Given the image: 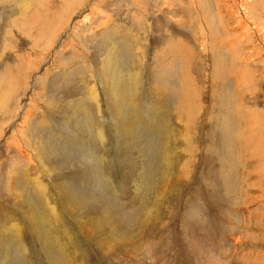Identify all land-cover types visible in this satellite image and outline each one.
<instances>
[{"label": "rangeland", "instance_id": "374dc122", "mask_svg": "<svg viewBox=\"0 0 264 264\" xmlns=\"http://www.w3.org/2000/svg\"><path fill=\"white\" fill-rule=\"evenodd\" d=\"M196 1L53 0L49 13L28 4L7 35L19 0H0V264H264V133L243 122L253 109L264 119V0H254L257 34L243 48L261 57L251 55L254 76L241 86L233 45L216 59L199 34V19L221 6L228 20L234 0H208L210 13ZM22 127L19 154L7 142ZM39 183L52 212L31 190ZM14 222L23 248L5 228Z\"/></svg>", "mask_w": 264, "mask_h": 264}, {"label": "bare ground", "instance_id": "6f19581e", "mask_svg": "<svg viewBox=\"0 0 264 264\" xmlns=\"http://www.w3.org/2000/svg\"><path fill=\"white\" fill-rule=\"evenodd\" d=\"M6 1V0H5ZM8 1V3L10 2V0H7ZM13 1V0H12ZM52 1L53 0H32V2H27L26 0H19V2L17 3L18 5H16V8L18 9V16H17V14H14V16H11L12 18V20H10L9 21V27H10V29L8 30V28L6 29V32L5 33H7V35H10V34H12V32L14 31V28L15 27H19L18 25H19V19H20V17L22 18V19H24V20H27V18H26V16H25V14H26V11L28 10V4H30V5H32V4H37L38 3V5H40V7H41V9L43 8V10L45 11V13H49L50 11H51V3H52ZM196 6H198V4H197V1L196 0H191ZM218 1V5H219V2L221 1V0H217ZM15 2V1H14ZM65 2V1H64ZM76 2V1H75ZM201 1H199V3H200ZM236 2V3H235ZM7 3V2H6ZM12 3V2H11ZM83 3V2H82ZM170 3V2H169ZM208 3H209V1L208 0H206V4H204V3H202V6H208ZM5 4V3H4ZM54 4V3H53ZM52 4V5H53ZM79 5L81 4V3H78ZM210 4V3H209ZM216 4V1L213 3V5H215ZM225 4V3H224ZM234 4H236L237 5V8H238V10L236 11V10H234V8H233V5ZM234 4L233 5H231V6H227V11H229V12H231V11H235V12H233V13H231V16L229 17V19L228 20H224L223 19V17H221V11H220V9L222 8L221 6H219L220 7V9L219 8H216L215 9V11L213 12V13H215L216 14V16H217V18L216 17H214V18H216V21H214V23H213V21L211 20L212 18H211V14H208L209 16H210V18H208V17H204L205 19L207 18V20L208 21H205L203 18L202 19H199V34H200V36H201V41H202V43H203V49H204V51L205 52H209L208 51V47H212L211 48V51H210V53L212 54V56H214V58H216V59H218L219 57H218V54H219V52H221V51H226V49H230L229 47H228V43L231 45H233L232 47V49H233V53H231V55H232V59L234 60L233 61V65L231 64V66H234L235 67V69H236V72L239 74V76L237 77V76H235V78L234 79H236V83H237V85L238 86H241L240 85V83H242L243 81H244V79L248 76L249 77V75L251 76V77H253L254 75H253V72L251 71V69H250V64H252V61H251V55L253 56L252 58H256L258 55H260L261 53H260V49H261V47H262V49L264 50V44H261V46H260V49H259V47H258V54H256V55H254L253 54V50L251 49V51H249L248 53H247V51L245 50V49H243L244 47H245V45H246V43L248 42V41H250V36L252 35V33L253 32H255L256 34H257V29L256 28H254L253 26L254 25H252V23L249 21V19L252 17V15H250V13H254V11L256 12V10L255 9H257V6L255 5V2H254V0H234ZM9 6H10V4H8ZM12 5V4H11ZM72 5H73V3H72ZM221 5V4H220ZM3 7H4V5H2ZM65 6H67V4H65ZM74 6H76V4L74 5ZM73 6V7H74ZM31 7H33V6H31ZM30 7V8H31ZM67 7H69V6H67ZM67 7H65V8H67ZM78 7V6H77ZM225 7V6H224ZM262 7V6H261ZM30 8H29V10H30ZM71 8V7H70ZM76 8V7H75ZM78 8H80V7H78ZM207 8V7H206ZM224 9H226V8H224ZM223 9V10H224ZM43 10L42 11H40V10H34V12H36V13H38L39 11L41 12V13H39V15H41V14H43ZM53 10V9H52ZM67 10V9H66ZM69 10V9H68ZM209 9L207 8V11H208ZM69 12V11H68ZM67 12V13H68ZM73 12V11H72ZM75 12V11H74ZM209 13H210V11H208ZM70 13V12H69ZM223 14V13H222ZM35 15V14H34ZM38 15V17L40 18V16ZM53 14L51 13V16H52ZM70 15V14H69ZM206 15V14H205ZM50 16V17H51ZM71 16V15H70ZM212 16H214V15H212ZM19 19H18V18ZM48 17H49V15H48ZM231 17H233V19L235 20V22H236V24H234L233 25V27L231 26V24H229V23H231L230 21H231ZM10 18V17H9ZM17 18V19H16ZM213 18V19H214ZM259 18V17H258ZM1 19V18H0ZM38 19V18H37ZM40 19H43V16H42V18H40ZM40 19H38L37 21H39ZM49 19V18H48ZM47 19V20H48ZM51 19H52V17H51ZM50 19V22L52 21ZM2 20V19H1ZM16 20H18L17 21V23L15 22ZM34 20V19H33ZM32 20V21H33ZM36 20V19H35ZM23 21V20H22ZM43 21V20H42ZM44 21H45V23H46V20H45V18H44ZM1 22H3V21H1ZM8 22V21H7ZM28 22H30V20L28 21ZM34 22H36V21H34ZM40 22H41V20H40ZM39 22V23H40ZM66 22H68V20L66 21ZM253 22V21H252ZM32 23V22H31ZM31 23H27V22H25V24H30L31 25ZM38 23V22H37ZM36 23V24H37ZM38 23V24H39ZM42 23V22H41ZM44 23V24H45ZM21 24L23 25V22H21ZM25 24L23 25L24 26V29L26 28L25 27ZM33 24H35V23H33ZM32 24V25H33ZM43 24V25H44ZM63 24H64V21H63ZM66 24V23H65ZM69 24V23H68ZM21 25V26H22ZM31 25V26H32ZM252 25V26H251ZM20 26V27H21ZM29 26V25H28ZM28 26H27V28H28ZM59 26V25H58ZM33 27H35L34 25H33ZM39 27V26H38ZM44 27V26H43ZM52 27H54L53 25H52ZM2 28V27H1ZM21 28H23V27H21ZM20 28V29H21ZM37 28V27H36ZM36 28H34V29H36ZM40 28H41V25H40ZM57 28V27H56ZM61 28V27H60ZM63 28V27H62ZM64 28H66V27H64ZM19 29V30H20ZM30 29H32V27H29L28 28V30H30ZM47 29H49V28H47ZM46 29V30H47ZM2 30V29H1ZM39 30V29H38ZM43 30V29H42ZM21 31L23 32V30L21 29ZM49 31V30H48ZM59 31V30H58ZM22 32H20V33H22ZM30 32V31H29ZM34 32V31H33ZM32 32V33H33ZM35 32H37V31H35ZM45 32H47V31H45ZM45 32H43V33H45ZM50 32H51V30H50ZM57 32V31H56ZM24 33V32H23ZM22 33V34H23ZM53 33V32H52ZM262 33V32H261ZM25 34H26V32H25ZM27 34H29V33H27ZM37 34H38V32H37ZM36 34V36H38ZM42 34V33H41ZM56 34V33H55ZM24 35V34H23ZM31 35H33V34H31ZM35 35V34H34ZM43 35V34H42ZM223 35H225V38H223ZM30 36V35H29ZM52 36H53V34H52ZM32 37V36H31ZM41 37V36H40ZM43 37V36H42ZM45 37V36H44ZM43 37V38H44ZM258 37V36H257ZM28 38V37H27ZM33 38H34V36H33ZM37 38V37H36ZM252 38V37H251ZM39 40H41V38H38ZM55 39V38H54ZM53 39V40H54ZM39 40H37V41H39ZM44 40V39H43ZM46 41V44H47V39L45 40ZM254 41V40H253ZM30 42H31V40H30ZM42 42V41H41ZM49 43V42H48ZM258 43V42H257ZM9 44V43H8ZM260 44V43H259ZM41 45V44H40ZM255 44H253L252 46H254ZM36 46V45H35ZM48 46H50L49 44H48ZM257 46H258V44H257ZM256 47V45L254 46V48ZM215 48H219L220 50H216L215 51ZM222 48H226V49H222ZM252 48V47H251ZM13 49V48H12ZM9 50H11V49H9ZM8 50V51H9ZM255 50V49H254ZM257 50V49H256ZM4 51H7V50H5V48H4ZM45 51V50H44ZM245 52H246V54H249V55H246L245 54ZM264 53V52H263ZM5 54V53H4ZM4 54H1V55H4ZM16 54V53H15ZM209 54V53H208ZM17 55V54H16ZM220 55V54H219ZM226 55H223V58L225 57ZM260 57H261V55H260ZM216 59H214V60H216ZM231 59V60H232ZM264 59V58H263ZM2 61V60H1ZM231 63V62H230ZM254 64H255V62H254ZM264 65V64H263ZM31 67V66H30ZM17 68V67H16ZM216 68V66L213 68V70ZM252 68V67H251ZM20 71V70H19ZM136 72V71H135ZM93 73V72H92ZM137 73V72H136ZM256 73V72H255ZM2 73H0V75H1ZM108 74V73H107ZM107 74H105V75H107ZM135 74V73H134ZM92 75V74H91ZM136 75V74H135ZM247 75V76H246ZM108 76V75H107ZM132 76V75H131ZM134 76V75H133ZM256 76V75H255ZM92 77L93 78H97L99 81H100V85H102L103 84V82H102V80H101V78H102V74L100 73V72H98L96 75L94 74V75H92ZM105 78V77H104ZM135 78V77H134ZM250 78V77H249ZM106 79H107V77H106ZM248 79V78H247ZM251 79H253V78H251ZM256 79V78H255ZM135 80V79H134ZM134 80L132 81V82H134ZM183 80V79H182ZM257 80V79H256ZM241 81V82H240ZM105 82V81H104ZM248 82H249V80H248ZM248 82L246 83L247 85H248ZM250 82H251V80H250ZM256 82V81H255ZM254 83V82H253ZM14 84V83H13ZM252 84V83H251ZM104 85V84H103ZM251 86H253V85H251ZM10 87V86H9ZM100 87V86H99ZM109 87V86H108ZM135 87V86H134ZM249 87V86H248ZM14 88V87H13ZM240 88V87H239ZM250 88V87H249ZM257 88V87H256ZM254 89V88H253ZM9 90V89H8ZM251 90H252V88H251ZM255 90V89H254ZM111 91H113V90H111ZM110 91V92H111ZM116 91V90H115ZM119 91V90H118ZM256 91H257V89H256ZM114 92V91H113ZM235 92V91H234ZM88 93H89V95H90V98H91V101H90V103H92V105H93V109H94V111H96L97 112V114H98V117H99V120L102 122V123H104L106 120H108L107 119V117L109 116L108 114H105L104 113V108L103 107H100V105H99V102H98V99H99V97H101V94L99 93V91L97 90V87H96V85L94 84V82L92 83V85H90V87H89V91H88ZM111 94H113V93H111ZM114 94H115V92H114ZM117 95H118V93L116 94V97H117ZM254 95V94H253ZM119 97V96H118ZM103 98V97H102ZM113 99H115L116 100V98H114L113 97ZM117 101V100H116ZM115 102V101H114ZM119 102H120V100H119ZM116 103L117 102H115V105L112 107V110H114L115 109V106H118V105H116ZM123 103H124V101H123ZM122 104V103H121ZM7 105V104H6ZM183 105V104H182ZM120 107V106H119ZM118 107V108H119ZM238 108H240L239 106H238ZM89 110H90V108H88ZM117 109V108H116ZM192 109V108H191ZM243 109V107L241 108V110ZM48 111H49V109H47ZM51 110V109H50ZM119 110V109H118ZM13 111V110H12ZM91 111V110H90ZM240 111V110H239ZM238 111V112H239ZM23 112V111H22ZM117 112H119V111H117ZM121 112V111H120ZM236 112H237V110H236ZM31 113H34V110H33V108H30V111H28L27 113L25 112L24 113V121H23V125H27L28 124V120L27 119H29L30 118V114ZM116 113V112H115ZM258 111H255L254 109H253V112L251 111V110H249V121H243L244 122V124L245 123H248V125L250 126V128L253 130V131H257V132H261V133H264V130H263V128H264V124L263 123H260L259 122V124H258V120H257V118H258V116L260 117V119H263L262 118V114H260V113H258ZM117 114V113H116ZM33 115V114H32ZM119 115H120V113H119ZM65 116V115H64ZM122 116H123V114H122ZM65 118H66V116H65ZM113 119L110 121V122H112V123H114L115 122V118L114 117H112ZM121 118V117H120ZM119 118V119H120ZM124 118V117H123ZM22 119V118H21ZM46 119V118H45ZM48 119V118H47ZM68 119V118H67ZM119 119H118V122H119V124L121 123V121H119ZM27 120V121H26ZM44 120V119H43ZM69 120V119H68ZM114 120V121H113ZM122 120V119H121ZM240 120H242V119H240ZM246 120H248V119H246ZM257 120V121H256ZM264 120V119H263ZM64 121H66V119L64 120ZM70 121V120H69ZM123 122V121H122ZM39 123H40V121H39ZM39 123H38V125H39ZM45 123V122H44ZM68 123V122H67ZM110 124V126L111 125H113V124ZM128 123H129V121H128ZM240 123V122H239ZM20 124V123H19ZM41 124V123H40ZM124 125H125V123H124ZM129 125V124H128ZM153 125V124H152ZM44 126V125H43ZM90 126H91V128H92V131L94 132V133H97V136H100V140L102 139V138H105L104 137V135H103V128L104 127H100L99 125H97V124H95V123H93V121H91L90 122ZM96 126H98L101 130L99 131V130H97V128H96ZM125 126H127V125H125ZM42 127V126H41ZM123 127V126H122ZM29 128V127H28ZM75 128V127H74ZM238 128H240V126L238 127ZM247 128H248V126H247ZM37 129V128H36ZM121 129V128H120ZM186 129V128H185ZM245 129V128H244ZM251 129L249 130V132H252L251 131ZM27 130V129H26ZM26 130L24 129V127H22L19 131H16V133H14L13 134V140H12V142H7V143H11L16 149H17V151H18V153L20 154L22 151H23V148L26 146V144H25V142L28 140V136H27V134L25 133L26 132ZM38 130V129H37ZM121 130H125L124 128L123 129H121ZM126 131V130H125ZM240 131V130H239ZM248 131V130H247ZM28 132V131H27ZM39 132V131H38ZM128 132V131H127ZM123 133V132H122ZM240 133V132H239ZM243 133V132H242ZM32 134H34V133H32ZM127 134V133H126ZM247 134H248V132H247ZM254 134V133H253ZM35 135V134H34ZM37 135V134H36ZM35 135V136H36ZM129 135H131V133L129 134ZM263 135V134H262ZM34 136V137H35ZM126 136H128V135H126ZM252 136V135H251ZM38 137H39V135H38ZM241 136H238V138H240ZM246 137H248V136H246ZM253 137V136H252ZM263 137V136H262ZM11 138V137H10ZM249 138V137H248ZM256 138V137H255ZM33 139H35V138H33ZM38 139V138H37ZM36 139V140H37ZM42 139V138H41ZM44 139V138H43ZM130 139V138H129ZM35 140V142H37V141H39V140H37L36 141ZM45 140V139H44ZM249 140H251V138H249ZM33 141V140H32ZM41 142H43L42 140H41ZM40 142V143H41ZM246 142V141H245ZM39 143V142H38ZM42 145H43V143H41ZM45 145V144H44ZM44 145H43V147H41L40 146V144H39V147H41L40 148V151H41V149H43L44 148ZM129 145V144H128ZM261 145V144H260ZM243 146V145H242ZM249 146V145H248ZM34 147V146H33ZM36 147H38V145L36 146ZM255 147V146H254ZM260 147V146H259ZM262 147H263V145H262ZM7 148H8V150L10 149L8 146H7ZM255 148H257V147H255ZM32 151V150H31ZM43 151V150H42ZM245 151V150H244ZM249 151V150H248ZM44 152V151H43ZM34 153V152H33ZM256 153V152H255ZM11 155V154H10ZM9 155V156H10ZM33 155V154H32ZM15 156H16V154H15ZM38 156V155H37ZM14 157V156H13ZM18 157V156H17ZM46 157H47V154H46ZM245 157V156H244ZM30 158V157H29ZM47 158H49V157H47ZM30 159H32V158H30ZM49 160V159H48ZM47 160V161H48ZM99 159H97V161H98ZM165 160V159H164ZM167 160H169V159H167ZM172 161V160H171ZM167 162V161H166ZM173 162H174V160H173ZM25 163H27L26 162V160H25ZM33 163V162H32ZM169 162H167V164H168ZM43 164V163H42ZM167 164H166V166H167ZM252 164V163H251ZM27 165H28V163H27ZM51 165V166H50ZM49 165V167L50 168H52V167H54L55 168V166L53 165V164H50ZM169 165V164H168ZM171 165V164H170ZM254 165V164H253ZM165 166V165H164ZM26 167V166H25ZM41 167V166H40ZM103 167V166H102ZM170 167V166H169ZM246 167V166H245ZM45 168V167H44ZM230 168V167H229ZM103 169H104V167H103ZM171 169V168H170ZM228 169V168H227ZM15 170V169H14ZM49 170V169H48ZM103 171V170H102ZM104 171H105V169H104ZM169 171V170H168ZM19 172V171H18ZM18 172H17V174H18ZM45 172V171H44ZM50 172V171H49ZM13 173V172H12ZM231 173V172H230ZM229 174V173H228ZM231 175V174H230ZM16 176V175H15ZM50 176V175H49ZM19 177V176H18ZM53 177L54 176H52V172H51V179L53 180ZM17 178V177H16ZM253 178V177H252ZM15 179V178H14ZM13 178L11 179V180H14ZM243 179V178H242ZM232 180V179H231ZM36 181V180H35ZM15 182V181H14ZM13 182V183H14ZM54 182H59V181H54ZM243 182V181H242ZM12 183V184H13ZM64 184V183H63ZM15 185V184H14ZM35 186V185H34ZM36 187V186H35ZM62 187H63V185H62ZM65 188H66V186H65ZM65 188H63V189H65ZM10 189V188H9ZM13 189V188H12ZM243 189H244V187H243ZM31 190H33V193H36L35 191H37V192H39V196H40V198H41V200H42V205L45 207V208H47V209H50V211L52 212V211H54V209L51 207V205L49 204V201L48 200H45L44 199V197H45V194H46V187L45 186H43L41 183H39V185L36 187V190H34V189H31ZM11 191V190H10ZM13 191V190H12ZM15 192H17V191H15ZM64 192V191H63ZM7 193H8V191H7ZM10 193V192H9ZM12 194H13V192H12ZM37 194V193H36ZM8 195H10V194H8ZM15 195V194H14ZM242 195V194H241ZM9 197V196H8ZM10 197H11V195H10ZM9 197V198H10ZM68 198H67V200H69V198H71V197H69V195L67 196ZM16 198H17V200L16 201H18L19 203H17V202H15V203H17V205H19L20 203H27V201L25 200V198L21 195V193H17V196H16ZM31 205V204H30ZM70 209V208H69ZM43 210V209H42ZM44 211H45V209H44ZM3 212V214L5 213V211L3 210L2 211ZM4 217H5V215H3ZM27 219L28 220H30L31 221V219H32V217H33V214L32 213H27ZM35 217H36V215L33 217V219H35ZM11 221H14V220H11ZM47 221V217H46V219H45V222ZM56 221V220H55ZM58 221V220H57ZM2 222V221H1ZM6 222V221H5ZM33 222V221H32ZM4 223V222H3ZM35 223V222H34ZM4 224H6V223H4ZM36 224H38V223H36ZM57 224V223H56ZM40 225V224H39ZM35 226H37V225H34V229L35 228H37V227H35ZM2 228V227H1ZM1 228H0V230H1ZM4 228V227H3ZM2 228V229H3ZM5 228H10L9 230H12V231H15V230H18V234H17V236H18V239L20 238L21 239V233H20V226H19V224L17 223V222H14L12 225H6V227ZM33 229V230H34ZM38 229H39V227H38ZM5 229H3V231H4ZM8 231V230H7ZM37 231V230H36ZM49 231V230H48ZM52 231V230H51ZM9 232V231H8ZM11 232V231H10ZM9 232V233H10ZM5 234H6V232H5ZM7 235V234H6ZM5 235V236H6ZM55 236V235H54ZM236 236V235H235ZM42 237H43V235H42ZM53 237V236H52ZM57 237V236H56ZM56 237H54V238H56ZM5 238V237H4ZM2 239V238H1ZM43 239H44V237H43ZM57 239V238H56ZM54 240V239H53ZM58 240V239H57ZM3 242V241H2ZM24 243L23 242V240L21 239V241H20V248H23L24 246H23V244L22 243ZM57 242V241H56ZM21 250H23V249H21ZM6 257V256H5ZM1 261H2V259H0ZM5 262H6V260H5Z\"/></svg>", "mask_w": 264, "mask_h": 264}]
</instances>
